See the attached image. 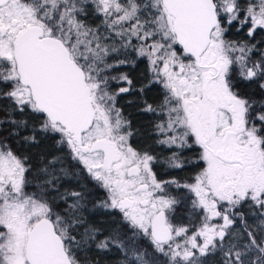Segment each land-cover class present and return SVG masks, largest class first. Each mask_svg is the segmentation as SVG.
<instances>
[{
	"label": "snow or ice",
	"instance_id": "1",
	"mask_svg": "<svg viewBox=\"0 0 264 264\" xmlns=\"http://www.w3.org/2000/svg\"><path fill=\"white\" fill-rule=\"evenodd\" d=\"M0 264H264V0H0Z\"/></svg>",
	"mask_w": 264,
	"mask_h": 264
}]
</instances>
